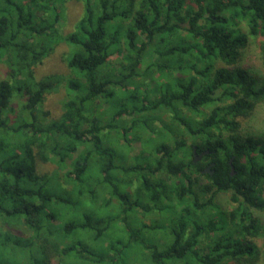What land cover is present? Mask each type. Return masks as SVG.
<instances>
[{"label": "trees", "instance_id": "obj_1", "mask_svg": "<svg viewBox=\"0 0 264 264\" xmlns=\"http://www.w3.org/2000/svg\"><path fill=\"white\" fill-rule=\"evenodd\" d=\"M65 1L0 0V264H264V0H74L63 37Z\"/></svg>", "mask_w": 264, "mask_h": 264}, {"label": "rangeland", "instance_id": "obj_2", "mask_svg": "<svg viewBox=\"0 0 264 264\" xmlns=\"http://www.w3.org/2000/svg\"><path fill=\"white\" fill-rule=\"evenodd\" d=\"M81 13V4L74 0H66L63 4V17L60 23V33L63 37L71 31L74 21L79 17ZM242 31L245 32L246 28L241 26ZM69 46L66 42H61L56 46L53 53L45 58L43 62L38 65L35 69V75L37 78L45 76L47 74H55L63 78H69L71 72L68 70L65 63V56ZM240 65L247 69L249 72L257 75H264V71L261 65L260 53L258 49V39L252 37L248 38L247 46L242 50L240 57ZM7 67L5 64H0V79L5 78ZM64 83L61 87L51 94L47 95L44 101V108L49 110L51 113V118H58L62 112V104L66 99V89L64 88ZM67 92L69 93L68 89ZM18 102V100H15ZM13 102L14 105L17 103ZM239 130L241 134L244 135H259L264 130V101L257 104L251 115L247 118H243L239 121ZM39 169H50L54 168L52 163L45 164L38 161ZM220 201L225 205L226 199L220 197ZM8 231L16 234H28L23 226L17 223L5 222L0 219V231Z\"/></svg>", "mask_w": 264, "mask_h": 264}, {"label": "water", "instance_id": "obj_3", "mask_svg": "<svg viewBox=\"0 0 264 264\" xmlns=\"http://www.w3.org/2000/svg\"><path fill=\"white\" fill-rule=\"evenodd\" d=\"M193 151L195 152V148H193ZM206 153H208V151H203V152L200 154V156H202L203 154H206ZM200 156H198V157H200ZM210 165H211V164H209V166H210ZM209 166L206 168L205 171H208ZM210 173H211V172H210ZM231 174H233V168H231Z\"/></svg>", "mask_w": 264, "mask_h": 264}, {"label": "flooded vegetation", "instance_id": "obj_4", "mask_svg": "<svg viewBox=\"0 0 264 264\" xmlns=\"http://www.w3.org/2000/svg\"><path fill=\"white\" fill-rule=\"evenodd\" d=\"M198 156H200V154H199ZM198 156H195V160H196V159H197V160L200 159L201 156H200V157H198ZM208 166H209V165H207L206 168H207ZM209 167H210V166H209ZM206 168H205V170H206Z\"/></svg>", "mask_w": 264, "mask_h": 264}]
</instances>
